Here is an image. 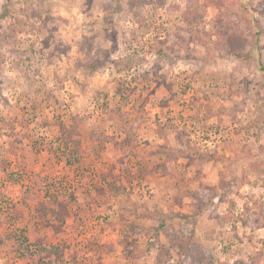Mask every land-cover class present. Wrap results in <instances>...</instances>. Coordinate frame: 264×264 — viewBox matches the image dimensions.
<instances>
[{"label":"rangeland","instance_id":"1","mask_svg":"<svg viewBox=\"0 0 264 264\" xmlns=\"http://www.w3.org/2000/svg\"><path fill=\"white\" fill-rule=\"evenodd\" d=\"M263 226L264 0H0V264H264Z\"/></svg>","mask_w":264,"mask_h":264},{"label":"trees","instance_id":"2","mask_svg":"<svg viewBox=\"0 0 264 264\" xmlns=\"http://www.w3.org/2000/svg\"><path fill=\"white\" fill-rule=\"evenodd\" d=\"M245 48H246V46H245ZM248 50L249 49H247L244 53L247 54ZM91 136H92L93 140H96L97 145L100 146V147H102L107 142H111V143H113V144H115L117 146H122V147H124V145L125 146L127 145L126 144L127 139H126V141H123L125 143H121L120 141H118V143H117V142H114L112 140V137H107L106 139H104V142H103V140L98 139L95 134H92ZM185 137H186V135H185ZM131 141H132V139H131ZM188 143H189L188 142V138L186 137L185 140L178 141V148L177 149H173L172 148L171 150H168L170 152L164 151L162 149H160V150L164 151V153L167 155V157H169V156L170 157H174L173 156V152H176V151L179 152V153L176 154V156L179 155V154H180L179 156H182L184 154H182L181 151L188 148V146H189ZM65 145L66 146L68 145L67 144V140L65 142ZM76 145H78V143H76ZM178 149L181 150V151H179ZM69 153H71L70 150H69ZM73 153H74V151H73ZM68 161H70V160H68ZM160 165L161 166H159V170L164 171V172H169L168 171L169 169H168L166 161H164V162L162 161L160 163ZM153 168H154V166H153ZM106 174H107V172H105L104 174H102L100 176V179H101L102 182H99L96 185V187H99V188L101 187L103 189L108 187L107 189L110 192H113L114 194H121V191L119 190L118 185L115 183L114 180L108 179L109 173H108V175H106ZM54 202H55V198H52V200L47 201L46 205H48V206H45L43 211H46V212L47 211H51V212L55 213V211L53 209V207H55V206H53V204H52ZM60 204H57L58 208L61 207ZM62 206H63V204H62ZM68 214H69V212H67V210H66V208L64 206V207H62V209L60 208L59 213L55 214V215H56V219H58V220H60V222H62V221L65 220V218H66V216ZM26 232H27L26 228H23V227L21 228L20 227V228H16L14 233L10 234L9 236H10L11 240H15L16 243H18V245H20L22 247V249L24 248V249H27L28 251H30L29 248L34 243L30 240V238H29V236L27 235ZM191 234H190V236H183V235L182 236H176L175 234H173L172 236L170 235L168 237L169 243H170L169 244L170 247L168 246V248L166 249L167 256H170V252H171V249H172V250H175L179 256L180 255H184V256L191 257L194 261L200 262L202 264H214L211 261L212 260L211 257L205 252V250L200 248L195 242H193V239H192L193 233H191ZM128 243L132 244L133 242H129L128 241ZM53 248L55 249V251H59L61 249V247H58V245H53ZM46 250L49 252V249H46ZM56 254H57V258H56V261H57V259L59 260L61 258V256L58 255L59 252L56 253ZM129 254L133 255L132 252L128 251L127 255H129ZM42 263H45V262H42ZM42 263L40 262V264H42Z\"/></svg>","mask_w":264,"mask_h":264}]
</instances>
